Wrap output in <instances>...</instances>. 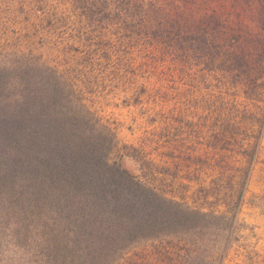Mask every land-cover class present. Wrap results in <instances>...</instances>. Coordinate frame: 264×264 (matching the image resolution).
<instances>
[{
  "label": "trees",
  "instance_id": "obj_1",
  "mask_svg": "<svg viewBox=\"0 0 264 264\" xmlns=\"http://www.w3.org/2000/svg\"><path fill=\"white\" fill-rule=\"evenodd\" d=\"M66 1L85 22L106 21L110 34L169 56L170 65L192 83L215 75L224 90L240 85L247 99H264V0H225L239 14L223 8V0ZM192 87L176 93L184 96ZM75 88L32 55L0 61V171L21 181L27 197L22 200L39 217L46 212L52 223L53 217L63 219L68 243L76 248L71 263L226 264L241 240L236 233L264 125L254 145L241 152L246 166L228 173V162L217 156L227 150L223 145L235 122L225 108L217 109L206 123L217 175L198 189L206 202L198 207L186 197L189 186L178 193V176H170V192L159 188L155 164L145 160L144 173L140 151L120 148L116 134ZM203 96L215 95L207 89ZM172 158L181 169L183 159ZM250 204L264 211V194ZM138 235L169 239L170 247L154 246L161 254L140 262L134 251L143 245L131 240ZM52 242L50 250L64 255Z\"/></svg>",
  "mask_w": 264,
  "mask_h": 264
},
{
  "label": "rangeland",
  "instance_id": "obj_2",
  "mask_svg": "<svg viewBox=\"0 0 264 264\" xmlns=\"http://www.w3.org/2000/svg\"><path fill=\"white\" fill-rule=\"evenodd\" d=\"M222 2L223 8L239 14L234 4ZM70 4L66 0H0V61L32 55L57 69L75 84L96 118L116 134L120 148L140 151L144 173L149 168L145 160L155 164L159 188L170 192V176H178V193L189 186L186 197L195 199L198 207L206 206L198 189L208 186L217 175L206 123L213 122L220 107L225 108L228 120L235 122L223 145L227 150L217 156L228 162L225 168L233 173L246 166L241 152L254 145L264 125V99H247L240 85L224 90L215 75L192 83L170 65L169 56L160 55L145 42L110 34L106 21L94 28ZM190 86L188 94L176 93ZM207 89L215 96L205 100ZM172 156L183 159L181 169ZM20 184L13 177L4 178L0 171V264H72L76 248L68 243L71 236L64 230L63 219L56 222L53 217L52 223L46 212L45 217H39L35 207L22 200L27 197ZM263 194L264 129L248 203L236 233L241 240L226 264H264V211L250 204ZM131 240L134 246L143 245L134 251L140 262L161 254L154 246L170 247L169 239L138 235ZM52 241L64 255L50 250Z\"/></svg>",
  "mask_w": 264,
  "mask_h": 264
}]
</instances>
